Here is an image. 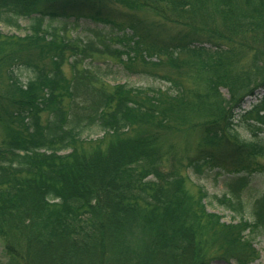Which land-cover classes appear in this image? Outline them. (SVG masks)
Instances as JSON below:
<instances>
[{"label":"trees","instance_id":"obj_1","mask_svg":"<svg viewBox=\"0 0 264 264\" xmlns=\"http://www.w3.org/2000/svg\"><path fill=\"white\" fill-rule=\"evenodd\" d=\"M79 20L102 29L68 36ZM112 64L169 87L111 85ZM257 91L264 0H0L5 264H253L264 193L245 192L264 175V144L240 137L235 111ZM257 101L241 115L254 138L264 133ZM191 124L198 141L185 174L164 171L171 156L157 133ZM93 130L103 137L83 139ZM211 172L224 180L209 204L232 214L229 224L206 212L202 188L193 200L184 187L187 173Z\"/></svg>","mask_w":264,"mask_h":264},{"label":"rangeland","instance_id":"obj_2","mask_svg":"<svg viewBox=\"0 0 264 264\" xmlns=\"http://www.w3.org/2000/svg\"><path fill=\"white\" fill-rule=\"evenodd\" d=\"M68 24H73V19L70 18L67 20ZM26 22L21 21L20 26L25 27ZM78 28L72 30L68 36L72 38L80 37L85 38L91 36V32L93 30H101L102 28L100 26H95L94 24L79 20L77 22ZM1 32L4 35H22L23 32H15L10 29L1 28ZM106 33V32H104ZM117 46V45H115ZM113 65V64H112ZM112 71L115 73H119L115 76V81L113 79H109V83L111 85L114 84H120V85H127L131 88H146V87H153L161 88L162 90L169 87V84L166 82H163L159 79H152L149 77L147 79L146 77L139 75H127L122 73L120 68L115 67L113 65ZM185 69H183V72ZM65 74L68 76L69 71L67 68H65ZM162 74V73H160ZM15 75L23 82L25 83L29 79V73L23 70H16ZM172 79L174 77L172 76ZM180 85L183 89L189 90V91H195L197 89V86L193 84V81L188 79L186 76H183V78L179 79ZM202 89V87H201ZM221 94L225 99L228 100V94L225 90H220ZM255 98H247L241 107V111H235V114H237L236 117V131L240 135L242 139L245 140H259L264 144V133L257 134V138L253 137V132L249 128V122L250 120L248 118H243L241 115H243L245 112H248L251 109L252 105H255L258 103L257 100H259L261 97L264 96L263 91H257ZM243 118V119H242ZM192 121H196L192 119ZM248 121V122H247ZM191 127H193V124L191 125H182L177 128H171L169 130H162L157 133L158 141L157 145L161 148L162 151L170 154V157H167L165 159V168L164 171H175L178 170L179 174H185L184 170L182 169V165L186 164V158L190 155H192L193 146L195 145V142L198 141V134L191 131ZM142 133H152L155 132L152 128H143L140 130ZM3 133L1 127H0V137ZM141 134V133H140ZM103 137V134L98 131H91L87 132L83 135V139L88 141H95ZM189 180L186 184H184V187L186 191L191 195L192 199L195 200L198 197V191L199 188H202L208 195V199L204 201L206 212L210 214H214L216 216H219L221 218V223L223 224H229L233 220L232 214L229 212L223 210L221 207H219L217 204H209L210 198L212 196H220L223 192V180L224 178L216 177L214 172L207 173L204 176H201L199 178L193 177L189 173ZM246 197L250 199H254L255 197H259L264 193V175H254L252 178H250V182L248 187L246 188ZM237 222V218L235 221ZM253 247L255 250L258 251V259L253 264H264V231L257 234L255 237H253ZM0 264H5V257L3 254L2 246L0 243ZM212 264H227L225 262L221 261H214ZM233 264V263H231Z\"/></svg>","mask_w":264,"mask_h":264}]
</instances>
